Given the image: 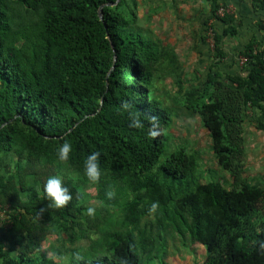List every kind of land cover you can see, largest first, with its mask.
<instances>
[{"label": "trees", "instance_id": "1", "mask_svg": "<svg viewBox=\"0 0 264 264\" xmlns=\"http://www.w3.org/2000/svg\"><path fill=\"white\" fill-rule=\"evenodd\" d=\"M208 1L216 9L220 0ZM116 2L0 0V212L8 215L0 219V264H154L163 233L173 230L206 247L204 264H264V188L245 178L241 163L249 108L264 112L263 47L242 53L246 76L212 69L186 90L175 73L178 93L164 103L155 73L176 56L142 27L138 0L106 5ZM220 21L226 35L236 34L233 15ZM221 39L215 33V60ZM123 101L141 127H129ZM180 109L199 117L233 188L203 180L198 151L170 150ZM65 141L72 152L62 164L56 150ZM91 151L101 153L95 183L83 173ZM50 175L72 195L59 209L43 197ZM88 187L101 203L91 216ZM51 236L57 244L46 250Z\"/></svg>", "mask_w": 264, "mask_h": 264}, {"label": "rangeland", "instance_id": "2", "mask_svg": "<svg viewBox=\"0 0 264 264\" xmlns=\"http://www.w3.org/2000/svg\"><path fill=\"white\" fill-rule=\"evenodd\" d=\"M138 1L141 25L149 32L152 41L161 50L173 49L179 58L176 65L170 64L163 58V63L157 66L155 93L159 100L169 103L172 102V97L177 95L175 73L180 76L184 89L205 80L210 70L225 71L230 64H233L243 76L247 74L248 62L245 57L240 53H233L231 56L225 55L215 60V48L209 43V25L215 33L220 34L222 31L223 25L219 27L222 17L217 15L218 10L222 7L234 15L237 13V8L233 4L228 5L226 0H220L215 9L203 0ZM214 62L218 64L213 68ZM257 120L259 119L247 117L244 123L245 155L241 163L244 166L245 178L264 188V131L257 128ZM169 133L172 135L170 150L186 147L189 151L194 149L199 152L204 181H220L227 188H233V179L220 168L212 151L209 132L202 126L198 116H187L180 109ZM253 144L255 148L257 147L256 151H253L255 148L252 149ZM85 193L88 206L101 207L95 188L88 187ZM54 243L57 244L55 237L51 236L45 244L46 250H50L51 245L55 246ZM161 244L164 248L161 249L159 258L154 264H204L207 257L206 247L192 245L186 232L179 233L173 230L172 233H163L159 246Z\"/></svg>", "mask_w": 264, "mask_h": 264}, {"label": "crops", "instance_id": "3", "mask_svg": "<svg viewBox=\"0 0 264 264\" xmlns=\"http://www.w3.org/2000/svg\"><path fill=\"white\" fill-rule=\"evenodd\" d=\"M203 1H205L206 4L212 7L211 3L208 0H203ZM226 1L228 5L233 4L237 8V13L233 15V22H232V26L235 28L236 34L226 35L224 33L226 25H224L223 22L220 23L219 27H221V24L223 25V27H221L222 31H220V35L222 36L220 45H221V50L223 51V57L225 55L231 56L233 53H238V54L240 53V55H242V53L252 43H256L258 44V46L264 47V8L256 5L257 3H255L253 0H226ZM200 39L203 42V39L202 38ZM164 50L167 53H173L176 56V59L179 61V58L173 49L166 48ZM172 61H174V59ZM216 64H218V62ZM216 64H213V68L215 67ZM237 70L238 69L235 66H233V64H230L225 71L222 69V71L216 70L213 72L220 74L222 78H225L227 76H237V75L243 76L242 74H240V71ZM209 73L207 74V77ZM201 82L192 85L189 88H186V90H189L194 86L201 84ZM249 111L250 112L248 114V119H252V117H254V119H259L257 120L258 124L259 121L264 123V112L256 110L254 108H249ZM255 115L257 118L255 117ZM252 141H254V139H252ZM253 148H255V144L252 145V149ZM256 149L257 147L253 149V151L254 150L256 151ZM252 164H254L253 161Z\"/></svg>", "mask_w": 264, "mask_h": 264}, {"label": "clouds", "instance_id": "4", "mask_svg": "<svg viewBox=\"0 0 264 264\" xmlns=\"http://www.w3.org/2000/svg\"><path fill=\"white\" fill-rule=\"evenodd\" d=\"M121 107L125 111H128L130 128H139L142 126V121L139 119L138 114L129 110L131 104L128 101H123ZM152 120L155 121L156 117H152ZM71 152V143L67 141L63 142L56 150L57 161L66 164L69 161ZM100 155L101 153L99 151H91L83 160V173L85 177L93 183L97 182L101 176ZM42 192L44 199L47 201V207L59 209L72 199V195L68 187L63 183L60 175L48 176L43 182ZM106 195L110 198L113 193L107 192ZM157 208L158 202H152L149 207V213H154ZM43 210V208L40 209L38 215L42 213ZM94 211L95 209L93 207H88L86 210L89 216L93 215Z\"/></svg>", "mask_w": 264, "mask_h": 264}, {"label": "built area", "instance_id": "5", "mask_svg": "<svg viewBox=\"0 0 264 264\" xmlns=\"http://www.w3.org/2000/svg\"><path fill=\"white\" fill-rule=\"evenodd\" d=\"M217 15L223 18V17H225L227 15H231V14H230L229 10H226V9L221 7L218 10ZM209 43H210L212 48H215V32L211 26L209 27ZM262 49L264 50V47ZM246 61H247V59H246ZM0 219L2 221L7 222L8 215L6 214L5 211L0 212ZM7 227H9V225Z\"/></svg>", "mask_w": 264, "mask_h": 264}, {"label": "water", "instance_id": "6", "mask_svg": "<svg viewBox=\"0 0 264 264\" xmlns=\"http://www.w3.org/2000/svg\"><path fill=\"white\" fill-rule=\"evenodd\" d=\"M121 0H117V2L115 3V4H106L107 6H113V5H116L117 3H119ZM102 8H103V6L101 7V9H100V13H99V16H100V19L101 20H104V17H103V12H102Z\"/></svg>", "mask_w": 264, "mask_h": 264}]
</instances>
